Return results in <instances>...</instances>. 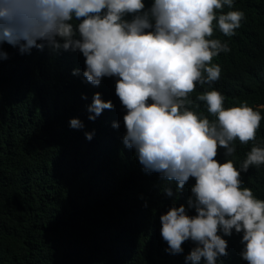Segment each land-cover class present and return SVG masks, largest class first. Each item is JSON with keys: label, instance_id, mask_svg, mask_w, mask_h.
Wrapping results in <instances>:
<instances>
[{"label": "trees", "instance_id": "trees-1", "mask_svg": "<svg viewBox=\"0 0 264 264\" xmlns=\"http://www.w3.org/2000/svg\"><path fill=\"white\" fill-rule=\"evenodd\" d=\"M152 2L145 0L146 7ZM232 10L244 12L241 27L231 37L216 28L210 37L230 48L212 60L221 67L220 79L197 83L188 107L214 121L197 97L217 90L225 108L246 102L260 112L256 139H237L231 156L220 148L216 157L233 160L239 170L253 146L264 147V0H234L231 9L218 12ZM2 48L7 59L0 61V264H191L185 260L196 246L191 240L181 254L165 251L160 216L172 206L187 208L195 179L178 191L175 181L145 172L134 149L125 147L126 110L115 94L116 78L105 77L99 86L86 82L78 51L46 45L22 54L7 42ZM77 68L80 74L73 76ZM97 92L114 107L90 121L87 106ZM71 118L84 128L72 129ZM86 132L94 133L91 140ZM240 178L242 187L264 200V165L250 166ZM218 234L228 241V254L217 264H248L240 255L242 233Z\"/></svg>", "mask_w": 264, "mask_h": 264}, {"label": "clouds", "instance_id": "clouds-1", "mask_svg": "<svg viewBox=\"0 0 264 264\" xmlns=\"http://www.w3.org/2000/svg\"><path fill=\"white\" fill-rule=\"evenodd\" d=\"M233 5L234 0H153L150 7L145 0H0V61L7 59L5 42L22 54L46 45L82 53L86 82L99 86L105 77L116 78L115 94L126 110L123 144L134 149L144 171L175 181L178 191L195 179L187 208L172 206L160 216L165 251L181 254L191 240L196 246L185 258L191 264H217L228 254V241L218 233L230 237L233 230L242 233V259L264 264V200L242 187L240 178L250 166L264 165V147L253 146L239 170L231 159H216L220 148L231 156L237 139L254 141L262 116L246 102L225 108L217 90L197 97L214 121L188 107L197 83L220 79L221 67L212 60L230 48L210 37L216 28L231 37L241 27L244 12H218ZM79 74L78 68L72 72ZM113 107L97 92L88 119ZM69 126L84 128L78 118ZM112 127L118 129L119 122ZM93 135L85 133L88 140ZM166 193L173 195L171 188Z\"/></svg>", "mask_w": 264, "mask_h": 264}]
</instances>
